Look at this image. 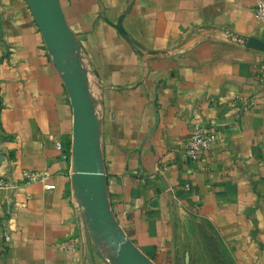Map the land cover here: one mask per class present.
Segmentation results:
<instances>
[{
    "label": "crops",
    "instance_id": "1",
    "mask_svg": "<svg viewBox=\"0 0 264 264\" xmlns=\"http://www.w3.org/2000/svg\"><path fill=\"white\" fill-rule=\"evenodd\" d=\"M58 4L98 85L100 173L118 229L158 262L177 217L193 216L233 264H264V19L255 0ZM197 124L216 125L221 138L190 161ZM72 132L68 91L27 0H0V264H114L76 220ZM24 171L44 181L26 183Z\"/></svg>",
    "mask_w": 264,
    "mask_h": 264
},
{
    "label": "rangeland",
    "instance_id": "2",
    "mask_svg": "<svg viewBox=\"0 0 264 264\" xmlns=\"http://www.w3.org/2000/svg\"><path fill=\"white\" fill-rule=\"evenodd\" d=\"M56 1L58 2V0ZM28 7L32 11L29 3ZM39 32L44 41L45 53L55 69L61 73L68 91L73 125L77 113L82 118L86 116L88 125L92 126L94 133V142H92L94 157L97 155L99 159L98 141H96L99 123V96L97 95L96 79L93 74L91 75L76 38L68 29L66 36L61 40L69 39L77 44V48L73 50L69 45L67 47L62 43L59 48L54 50L47 45V36L42 34L40 28ZM74 88L77 89L75 95L73 94ZM75 97L79 100L78 105L73 103ZM89 133L90 128L87 134L89 135ZM68 145L72 165L71 192L75 196L76 220L82 233H85L92 251L96 252V249L114 264H233L225 254L223 246L211 227L193 216L177 217L174 223L173 238L169 240L168 251L165 254H158V262H156V257L152 256V258L143 252L118 229L108 204L100 168L99 171L96 170L97 168L94 166L96 162L91 160L88 152H82V155H79L75 147L74 132H72Z\"/></svg>",
    "mask_w": 264,
    "mask_h": 264
},
{
    "label": "water",
    "instance_id": "3",
    "mask_svg": "<svg viewBox=\"0 0 264 264\" xmlns=\"http://www.w3.org/2000/svg\"><path fill=\"white\" fill-rule=\"evenodd\" d=\"M27 1L30 4L35 21L38 27L40 28V31L42 32V34H44V36H47L46 43L48 46H51L52 48H54V50L59 48L62 44L64 46L66 45L67 47L69 45L72 50L77 48V44L73 43L71 40H61L62 37L66 36L67 29L64 17L61 12V8L56 0ZM76 93L77 89L74 88L73 94L75 95ZM73 103H75V105H78L79 100L75 97ZM77 112L78 111L76 110V113ZM85 128L86 130H84ZM89 128L90 133L88 135L87 132H89ZM73 132L75 147L77 148L79 155H82V152H88L91 157V160H94L96 162L94 165L95 168H97L96 170L99 171L100 160L98 159L97 155L96 157H94L92 148V142H94L93 128L92 126L88 125L86 116L85 118H82L81 115L78 113L75 115ZM90 149H92L91 152Z\"/></svg>",
    "mask_w": 264,
    "mask_h": 264
},
{
    "label": "built area",
    "instance_id": "4",
    "mask_svg": "<svg viewBox=\"0 0 264 264\" xmlns=\"http://www.w3.org/2000/svg\"><path fill=\"white\" fill-rule=\"evenodd\" d=\"M254 14L257 19H264V0H255ZM260 75L264 79V61L258 65ZM221 135L216 125H200L197 124L192 128L189 139L184 148V156L187 160L196 161L202 154L212 148V146L220 140ZM23 177L26 183L44 181V174L37 171H24ZM46 186V185H45ZM49 187V186H46ZM0 188H8L5 181L0 180ZM9 242V236L4 235L3 244L6 245Z\"/></svg>",
    "mask_w": 264,
    "mask_h": 264
},
{
    "label": "bare ground",
    "instance_id": "5",
    "mask_svg": "<svg viewBox=\"0 0 264 264\" xmlns=\"http://www.w3.org/2000/svg\"><path fill=\"white\" fill-rule=\"evenodd\" d=\"M94 154V153H93ZM95 169V168H94ZM129 249V248H128Z\"/></svg>",
    "mask_w": 264,
    "mask_h": 264
}]
</instances>
